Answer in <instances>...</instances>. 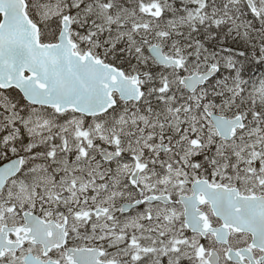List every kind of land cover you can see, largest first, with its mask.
I'll list each match as a JSON object with an SVG mask.
<instances>
[{"label":"snow or ice","instance_id":"snow-or-ice-1","mask_svg":"<svg viewBox=\"0 0 264 264\" xmlns=\"http://www.w3.org/2000/svg\"><path fill=\"white\" fill-rule=\"evenodd\" d=\"M0 264H264V0H0Z\"/></svg>","mask_w":264,"mask_h":264}]
</instances>
